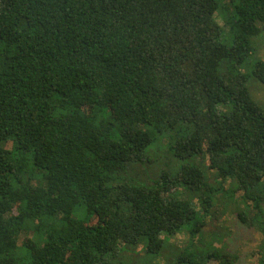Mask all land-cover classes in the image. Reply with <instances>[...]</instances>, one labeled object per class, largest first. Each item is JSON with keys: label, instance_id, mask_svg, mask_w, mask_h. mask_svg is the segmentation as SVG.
<instances>
[{"label": "trees", "instance_id": "obj_1", "mask_svg": "<svg viewBox=\"0 0 264 264\" xmlns=\"http://www.w3.org/2000/svg\"><path fill=\"white\" fill-rule=\"evenodd\" d=\"M261 34L264 0H0V264H113L181 234L171 264H235L202 230L221 193L264 264ZM158 138L194 162L134 184Z\"/></svg>", "mask_w": 264, "mask_h": 264}, {"label": "rangeland", "instance_id": "obj_2", "mask_svg": "<svg viewBox=\"0 0 264 264\" xmlns=\"http://www.w3.org/2000/svg\"><path fill=\"white\" fill-rule=\"evenodd\" d=\"M217 22L222 25V21L218 17ZM251 45L255 50L254 58L264 61V34L251 39ZM248 62H252L251 57ZM244 68L247 73H250V66L246 65ZM247 86L252 98L264 108V86L253 78L249 79ZM193 162V160L179 162L167 151L166 141L158 138L146 149L143 161L127 169L124 176L134 184L147 186L157 180L160 174L175 175L182 164H192ZM200 166L201 169L205 170L206 163L201 162ZM224 196L221 193L215 200L219 206V219L216 221L208 220L207 226L202 229L205 240L210 242V238H214L212 241L214 246L236 255L238 260L235 264H255V252L261 241V234L254 229L243 226L238 221L235 204L225 203L223 201ZM81 216L84 219L87 215L82 212ZM187 244V234H181L167 239L163 249L158 254H146L144 245L121 247L110 260L113 264H171L173 257L182 253L187 248Z\"/></svg>", "mask_w": 264, "mask_h": 264}]
</instances>
